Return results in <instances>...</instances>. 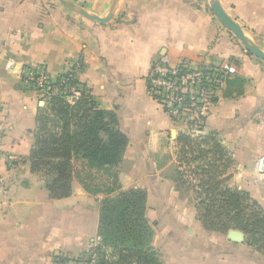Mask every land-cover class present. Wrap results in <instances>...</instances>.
Returning <instances> with one entry per match:
<instances>
[{"label": "crops", "instance_id": "1", "mask_svg": "<svg viewBox=\"0 0 264 264\" xmlns=\"http://www.w3.org/2000/svg\"><path fill=\"white\" fill-rule=\"evenodd\" d=\"M69 1L100 16L113 2ZM219 1L264 51V0ZM159 57L171 65L187 60L193 68L238 64L205 133L215 134L234 160L225 186L249 193L264 209V60L246 51L208 0H122L107 25L58 0H0V264H56L59 256L87 252L97 237L98 201L105 195L74 181L70 197L53 199L28 161L42 103L24 75L46 72L55 81L78 64L77 80L128 139L116 168L118 188L146 192L162 263L264 264V255L244 242L206 230L192 198L178 190L177 128L147 92L146 77ZM8 157L18 161L10 164Z\"/></svg>", "mask_w": 264, "mask_h": 264}, {"label": "trees", "instance_id": "2", "mask_svg": "<svg viewBox=\"0 0 264 264\" xmlns=\"http://www.w3.org/2000/svg\"><path fill=\"white\" fill-rule=\"evenodd\" d=\"M52 82L50 96L40 100L44 105L38 108L35 145L28 161L33 173L45 170V176H52L45 186L51 198L61 200L72 195L78 157L102 167L118 166L128 139L113 125V116L97 110L90 90L79 83L74 70ZM72 88L79 97L70 101L65 92ZM175 143L174 180L178 190L198 194L196 210L203 227L223 234L240 231L244 243L264 255V209L249 193L225 186L234 160L222 142L206 133L200 139L179 134ZM191 164L196 167L191 169ZM192 177L197 183L189 180ZM146 197L144 190L131 189L98 201V233L90 250L81 255L84 264H163L153 247L155 231Z\"/></svg>", "mask_w": 264, "mask_h": 264}, {"label": "built area", "instance_id": "3", "mask_svg": "<svg viewBox=\"0 0 264 264\" xmlns=\"http://www.w3.org/2000/svg\"><path fill=\"white\" fill-rule=\"evenodd\" d=\"M80 67L81 64H78L74 72L80 70ZM8 68L17 71V65L13 61L8 63ZM24 68L20 67L18 71L23 73ZM237 76L238 64L233 60L216 66L203 63L193 68L187 60L171 65L165 58L159 57L152 61L146 77L147 92L177 128V136L186 134L200 139L206 134V121L213 108L222 101L230 82ZM23 80L36 93L41 91L40 99L50 96L53 82L46 72L25 74ZM62 81L66 82L65 79ZM54 91L57 93L59 90ZM41 103L44 104V101ZM17 161L14 157H8L10 164Z\"/></svg>", "mask_w": 264, "mask_h": 264}, {"label": "rangeland", "instance_id": "4", "mask_svg": "<svg viewBox=\"0 0 264 264\" xmlns=\"http://www.w3.org/2000/svg\"><path fill=\"white\" fill-rule=\"evenodd\" d=\"M30 87V86H29ZM32 90V88L30 87ZM68 96V100L72 101V99H76L79 97V92L74 88V90H68L65 92ZM75 93V94H74ZM38 96L41 95V91L37 93ZM39 100H41L39 98ZM44 104H41L40 106H43ZM177 148L174 150V154L177 158ZM178 159V158H177ZM193 166V167H192ZM186 167V166H185ZM184 167V170H185ZM193 169L196 167V164H191ZM117 166L113 167H102L99 165L92 164L87 159L78 157L73 165V182L75 181V184L83 187L85 190L92 194H99L102 193L105 195V198H115L119 196L122 192L118 188V182L116 180L117 178ZM36 176L39 178L41 182H46L47 179L50 180L52 176H45V170H43L40 173H36ZM189 176V175H188ZM48 177V178H47ZM190 181H194V177L192 179H189ZM197 183V182H193ZM73 185V183H72ZM183 196L191 197L195 205H197L198 201L200 200L198 194L196 192H190L186 191L184 189ZM229 233H226L227 236H229ZM96 241V239L94 240ZM233 241V240H231ZM237 242V241H234ZM243 241H240L239 243H243ZM90 250V249H89ZM88 250V251H89ZM87 251V252H88ZM61 259L67 261L69 264L70 262L72 264H84L85 258H83L81 255L78 257H69V256H59L56 260V264H61ZM70 263V264H71Z\"/></svg>", "mask_w": 264, "mask_h": 264}, {"label": "water", "instance_id": "5", "mask_svg": "<svg viewBox=\"0 0 264 264\" xmlns=\"http://www.w3.org/2000/svg\"><path fill=\"white\" fill-rule=\"evenodd\" d=\"M58 2L67 10L80 17L86 18L100 25H107L114 19L122 0H113L109 10L104 16L93 13L92 11L82 6L76 5L69 0H58ZM208 2L220 23L239 39L246 51L257 58L264 60V51L246 36L245 32L238 23L228 16L220 1L208 0ZM229 239L240 242L244 240V234L240 231L232 230L229 233Z\"/></svg>", "mask_w": 264, "mask_h": 264}, {"label": "bare ground", "instance_id": "6", "mask_svg": "<svg viewBox=\"0 0 264 264\" xmlns=\"http://www.w3.org/2000/svg\"><path fill=\"white\" fill-rule=\"evenodd\" d=\"M261 169L264 171V167H261Z\"/></svg>", "mask_w": 264, "mask_h": 264}]
</instances>
